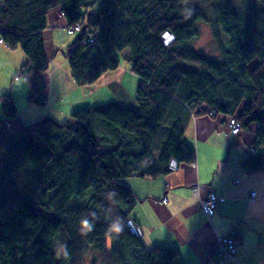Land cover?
I'll return each mask as SVG.
<instances>
[{
	"label": "trees",
	"instance_id": "trees-1",
	"mask_svg": "<svg viewBox=\"0 0 264 264\" xmlns=\"http://www.w3.org/2000/svg\"><path fill=\"white\" fill-rule=\"evenodd\" d=\"M185 7L194 9L188 19ZM55 10L84 29L63 52L76 85L123 63L139 79L138 108L95 106L74 113V125L48 115L24 125L13 97L0 98V264H72L79 236L100 264H183L177 249L147 251L131 233L136 201L119 181L167 174L172 160L195 163L183 138L196 115L258 125L242 166L264 170V153H256L264 146V0H2L0 37L25 52L20 76L35 108L48 105L43 33ZM202 22L218 42L215 59L194 48ZM116 218L123 230L110 234ZM61 245L67 255H57Z\"/></svg>",
	"mask_w": 264,
	"mask_h": 264
},
{
	"label": "crops",
	"instance_id": "crops-1",
	"mask_svg": "<svg viewBox=\"0 0 264 264\" xmlns=\"http://www.w3.org/2000/svg\"><path fill=\"white\" fill-rule=\"evenodd\" d=\"M47 18L43 39L52 61L43 75L45 108L28 104L29 84L18 79L27 62L25 52L0 44V98L13 97L23 124L48 115L57 124L74 125L78 108L110 104L137 110L139 79L123 63L93 85H76L63 53L71 45L64 37L67 20L58 10ZM229 119L225 114L193 116L183 139L195 151V163H179L177 171L156 177L119 181L134 195L136 204L129 217L142 227L141 242L147 251L171 247L179 251L183 264H216L219 238L231 235L238 247L226 264H264V170L248 173L242 166L254 153L258 125L251 124L235 137ZM256 153L262 155L264 146ZM211 194L218 204L208 217L201 202Z\"/></svg>",
	"mask_w": 264,
	"mask_h": 264
},
{
	"label": "built area",
	"instance_id": "built-area-1",
	"mask_svg": "<svg viewBox=\"0 0 264 264\" xmlns=\"http://www.w3.org/2000/svg\"><path fill=\"white\" fill-rule=\"evenodd\" d=\"M67 32L71 36H75L77 34H83L84 29L81 27V24H76L73 27H68ZM167 36V35H166ZM90 37V36H89ZM89 38L86 40L88 41ZM85 41V43H86ZM94 41V37H90V42ZM5 44L3 39L0 37V44ZM229 125L231 126V134L235 137H237L240 132L243 129V126L241 125V122L238 121L236 118L230 117L229 119ZM179 168V163L176 161L171 162L169 166L170 171H177ZM255 195V194H253ZM164 202H166L164 200ZM202 210L204 213L208 215V217H211L214 214V211L217 207L218 204V198L215 194H211L210 197L202 201ZM128 227L130 228V231L133 235L135 236H142L143 235V230L142 227L138 225V223H135L132 219L127 222ZM238 241L235 236L231 235H223V237L219 238V249L217 252V261L216 264H226L227 260H232L235 256V252L238 247Z\"/></svg>",
	"mask_w": 264,
	"mask_h": 264
},
{
	"label": "rangeland",
	"instance_id": "rangeland-1",
	"mask_svg": "<svg viewBox=\"0 0 264 264\" xmlns=\"http://www.w3.org/2000/svg\"><path fill=\"white\" fill-rule=\"evenodd\" d=\"M15 1H19V0H15ZM199 29V36L197 37V39L194 40V48L198 53L201 54H205L206 56L210 57V58H217L220 55V52H218V45L216 42L215 37L213 36V31L211 26H209L208 24L202 22L199 24L198 26ZM66 39H68V44H72L77 38V35L75 36H70L67 34V32L65 31V36ZM167 39V38H166ZM22 72L19 71V78L18 79H22V81L25 79V76H20ZM131 79V78H130ZM129 79V80H130ZM26 80V79H25ZM27 82V81H26ZM134 82V80H133ZM134 84H136V82H134ZM1 106L2 103H0V113H1ZM79 108L76 110L78 111ZM1 151H0V164L2 161L1 158ZM79 244H77L76 247V251L77 254L75 256V258L72 261V264H100L99 260V256H98V252L96 249H94L91 245H89L88 243H86V241L84 240V238H80L79 236Z\"/></svg>",
	"mask_w": 264,
	"mask_h": 264
},
{
	"label": "clouds",
	"instance_id": "clouds-1",
	"mask_svg": "<svg viewBox=\"0 0 264 264\" xmlns=\"http://www.w3.org/2000/svg\"><path fill=\"white\" fill-rule=\"evenodd\" d=\"M191 2V0H184L185 5H188ZM194 12V9L191 7H185L184 9V16L185 19H188L192 16ZM172 38V37H171ZM171 40V39H170ZM116 193H109V198L115 196ZM93 216H95V214L93 213ZM81 224L84 226V228L88 229L89 231L92 230L93 228V224L89 222L88 219H84L81 221ZM122 224L119 218H116L115 220H112V222L110 223L109 227H108V232L110 234H119L122 231ZM67 251L64 245H61L57 248V255H67Z\"/></svg>",
	"mask_w": 264,
	"mask_h": 264
}]
</instances>
